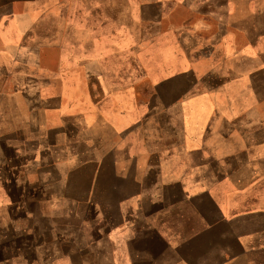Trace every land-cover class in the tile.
<instances>
[{
    "label": "crops",
    "instance_id": "0c3cea01",
    "mask_svg": "<svg viewBox=\"0 0 264 264\" xmlns=\"http://www.w3.org/2000/svg\"><path fill=\"white\" fill-rule=\"evenodd\" d=\"M17 1L0 6V182L9 180L0 184V264H264V207L251 187H234L244 199L226 207L224 173L174 169L195 157L176 154L192 147L176 133L180 94L124 105L136 94L124 76L116 89L93 59H59L90 85L88 103L77 82L66 105L61 88L77 78L64 69L50 75L36 54L42 47L16 43ZM187 79L192 88L202 82ZM192 103L189 124L206 114Z\"/></svg>",
    "mask_w": 264,
    "mask_h": 264
},
{
    "label": "rangeland",
    "instance_id": "374dc122",
    "mask_svg": "<svg viewBox=\"0 0 264 264\" xmlns=\"http://www.w3.org/2000/svg\"><path fill=\"white\" fill-rule=\"evenodd\" d=\"M5 1L0 0L2 11H8ZM10 7L17 15L16 43L42 47L36 54L50 75L64 69L77 78L61 88L66 105L82 71L74 63L59 68V59H93L116 89L124 76V89L136 92L124 105L148 106L156 92L166 98L175 90L184 102L175 116L176 133L188 136L192 146L176 154L195 157L174 169L224 173L226 207L243 201L245 195L233 191L237 186L251 187L247 193L255 206L264 207V0H20ZM76 43L81 45L74 50ZM188 75L202 82L192 88ZM77 85L88 103L90 85ZM92 95L101 98L98 91ZM191 101L206 114L193 115L189 124L185 111ZM137 135L147 137L132 133ZM200 153L214 161L198 163Z\"/></svg>",
    "mask_w": 264,
    "mask_h": 264
}]
</instances>
